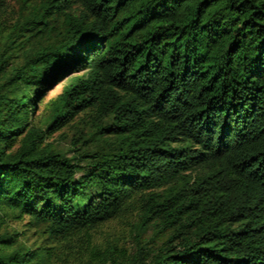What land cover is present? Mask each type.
Wrapping results in <instances>:
<instances>
[{"label":"trees","instance_id":"16d2710c","mask_svg":"<svg viewBox=\"0 0 264 264\" xmlns=\"http://www.w3.org/2000/svg\"><path fill=\"white\" fill-rule=\"evenodd\" d=\"M20 6L10 33L0 29V220L17 211L62 237L152 191L143 214L171 234L137 264H264V0ZM86 112L109 121L98 132L110 148L82 166L43 142ZM47 262L0 233V264Z\"/></svg>","mask_w":264,"mask_h":264},{"label":"rangeland","instance_id":"374dc122","mask_svg":"<svg viewBox=\"0 0 264 264\" xmlns=\"http://www.w3.org/2000/svg\"><path fill=\"white\" fill-rule=\"evenodd\" d=\"M21 2L22 0H0V29L4 34L10 33L15 22L23 17ZM20 58L19 56L18 62ZM67 83L68 80H64L54 86L40 100L31 118L34 126L45 127L54 102ZM108 123V120L96 123L88 112L82 113L48 134L43 144H50L64 158L83 166L90 162L89 157L95 152L109 150L108 137L101 136L98 132L100 127ZM202 174V170H196L188 176L192 182ZM178 184L163 186L161 190L166 192ZM150 192L152 191L135 194L114 218L91 229L80 230L62 237L50 233L46 224L36 225L27 215L5 210L0 220V233L6 232L10 236L15 234L19 242L44 254L48 260L47 264L146 262L159 252L163 241L171 234L169 231L157 234L153 221L145 218L142 198L144 194Z\"/></svg>","mask_w":264,"mask_h":264}]
</instances>
